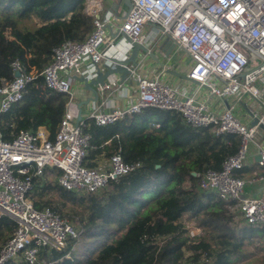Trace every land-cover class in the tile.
<instances>
[{
  "label": "built area",
  "instance_id": "2783aa9c",
  "mask_svg": "<svg viewBox=\"0 0 264 264\" xmlns=\"http://www.w3.org/2000/svg\"><path fill=\"white\" fill-rule=\"evenodd\" d=\"M103 1L82 0V13L93 25L83 42L65 41L53 49L40 74L15 61L11 64L13 79L0 82V116L21 102L37 76L42 77L46 90L67 97L53 137L41 139L38 129L21 131L12 141L3 140L0 134V217L16 224L0 247V264H40L42 253L60 252L77 237L73 223L50 207L36 210L29 194L37 184L52 181L76 196L93 195L110 180L138 169L139 163L126 164L119 153L99 166L87 167L85 159L92 143L89 128L91 124L99 128L113 125L148 108L175 112L192 129L210 127L217 136L239 139L236 152L224 159L219 171L209 169L196 175L198 186L231 203L245 226L264 225V199L243 197L245 183L235 176L243 168L251 144L258 150L257 165L264 169V142L258 137V125L264 127V87H257L258 83L264 85V0H129L130 9L118 25L101 18ZM121 33L143 46L147 33L171 42L191 63L188 86L176 88L165 83L161 73L137 74L131 68L136 91L131 106L104 111L103 104H95L83 114L72 86L74 77H89L88 68L101 64L107 51H119L124 40ZM85 61L89 67H83ZM232 98L258 104L257 111L248 108L251 120H258L256 126L243 123L233 106L216 111L209 103ZM258 179L263 180L264 173ZM185 231L190 239L202 234L194 226ZM169 239L171 235L159 236L155 243L161 248ZM187 257L182 264H211L205 255L197 263Z\"/></svg>",
  "mask_w": 264,
  "mask_h": 264
},
{
  "label": "trees",
  "instance_id": "16d2710c",
  "mask_svg": "<svg viewBox=\"0 0 264 264\" xmlns=\"http://www.w3.org/2000/svg\"><path fill=\"white\" fill-rule=\"evenodd\" d=\"M92 28L82 0H0V82L13 79L15 61L40 74L53 49L65 41L83 42ZM66 103L65 95L46 90L37 76L21 102L0 116L3 140L44 126L53 137ZM89 132L87 167L115 153L140 167L88 196H76L52 181L34 186L29 194L34 208L50 207L63 217L67 208L66 216L78 230L64 250L42 253L40 264H182L185 254L195 263L205 255L211 264H250L255 254L250 249L264 252V225L245 226L231 203L200 190L193 175L219 171L236 152L237 137L217 136L210 127L192 129L179 114L155 108L106 127L91 124ZM54 193L57 201L51 199ZM187 224L201 229L200 237L190 239L183 232ZM15 227L14 221L0 217L1 246ZM167 235L171 239L158 248L157 237Z\"/></svg>",
  "mask_w": 264,
  "mask_h": 264
},
{
  "label": "crops",
  "instance_id": "0c3cea01",
  "mask_svg": "<svg viewBox=\"0 0 264 264\" xmlns=\"http://www.w3.org/2000/svg\"><path fill=\"white\" fill-rule=\"evenodd\" d=\"M105 1V0H104ZM103 1V3H104ZM127 11L124 0H111V4L107 7H103L101 12V18L109 20L113 25L119 24L121 18L124 17ZM146 43L144 47L149 51L150 54H153L154 57L145 56L139 54L138 64L132 70L137 74L148 75L150 73H161L162 79L165 83H168L176 88H181V86H188V81L184 79L187 77V73L190 69L191 63L189 59L184 55L182 51L177 50L176 48L168 45L166 40L160 38L159 35L155 33L146 34ZM119 51H107L105 53L106 59L99 65H110V59L125 60L129 51V46L125 40L120 41L118 45ZM167 51V55L162 50ZM89 62L85 61L83 67H89ZM89 75V74H87ZM78 76V75H77ZM93 78V75L90 74L89 79ZM116 81L115 78H113ZM110 90H107L103 97H101L97 103H89L88 105L81 106L82 113L89 110L93 105L96 104V107L103 104V110L107 111L110 108H117L123 110L131 106L136 99L135 84L130 76L122 85L116 84ZM73 88L77 91L79 95L80 103L92 98V95L83 90V86L73 80ZM257 87L261 89L264 85L260 83L257 84ZM263 89V88H262ZM210 105L216 111H222L225 108L234 107L233 111L235 115L248 126L251 125V118L248 115L249 101L247 99H242L240 102L237 99L232 98L226 101H218L211 99L209 101ZM241 104V105H240ZM243 105V106H242ZM247 108H245V107ZM45 127V126H44ZM44 127H39V131L45 136L48 135V131ZM258 137L261 142H264V131L259 129ZM264 147V144H263ZM258 161V150L254 145H250L248 157L245 161L243 168L235 173V176L240 178L244 183L243 197L245 198H262L264 199V179L260 180L258 177H261L264 173V169L260 168L257 165ZM96 165L99 166L98 159L95 161ZM96 167V166H95Z\"/></svg>",
  "mask_w": 264,
  "mask_h": 264
},
{
  "label": "water",
  "instance_id": "95a60500",
  "mask_svg": "<svg viewBox=\"0 0 264 264\" xmlns=\"http://www.w3.org/2000/svg\"><path fill=\"white\" fill-rule=\"evenodd\" d=\"M127 10L130 9L129 0H124ZM121 36L124 38L125 42L129 46V51L127 54V58L125 60H117L110 59V65H95L93 68H88V74H92L93 78L89 79L86 75H82L80 77H74L77 82H79L83 86V90L90 93L92 98L80 103L79 109L83 105H88L89 103H96L98 100L104 96L107 90H110L116 84L122 85L131 74V68H134L138 64L139 54H143L145 56L154 57L153 54H150L149 51L140 44L132 42L128 37L121 33ZM166 43L172 47L174 45L166 41ZM166 55L167 51L162 50ZM15 76H18L17 74ZM116 81H114V79ZM185 80L188 81V77H184ZM102 88V91H100ZM248 111V110H246ZM249 114V111H248ZM258 124V120L254 119L251 122V127H254ZM258 127L264 131V127L262 125H258ZM194 175V174H193Z\"/></svg>",
  "mask_w": 264,
  "mask_h": 264
},
{
  "label": "rangeland",
  "instance_id": "374dc122",
  "mask_svg": "<svg viewBox=\"0 0 264 264\" xmlns=\"http://www.w3.org/2000/svg\"><path fill=\"white\" fill-rule=\"evenodd\" d=\"M111 4V0H105L104 1V3H103V6H104V8H107L109 5ZM10 24L11 23H9V25H8V33L9 34H11V32L14 30L13 28H11L10 27ZM11 26H12V24H11ZM25 39L23 38V41H24ZM249 107L251 108V109H253L254 111H257V110H259V106H258V104L256 103V102H251V103H249ZM38 131H39V129H38ZM50 132H48V135H50L49 134ZM108 159V157H105V156H101V157H99L98 158V161H99V163L101 162V163H104L105 162V160H107ZM97 166V165H96ZM57 195L54 193V194H52V201H57V197H56ZM67 211H68V209L66 208V209H64L63 210V212H62V214L64 215V217L68 220V218H67ZM238 219H241L242 220V218H241V216H239V218ZM69 222H71V223H73L74 225H75V227L77 228V226H76V223L75 222H72V221H69ZM184 222V221H183ZM244 224V223H243ZM189 225H192V224H187V226L185 227V228H187V227H190ZM184 228V229H185ZM183 232H186V231H183ZM181 236H182V238L183 239H186V235L185 234H180ZM11 236V235H10ZM9 238V237H8ZM173 240V239H172ZM254 246H256L258 243H259V240H255L254 242ZM3 245V244H2ZM0 247H1V245H0ZM251 251H253V252H255V254H254V256L251 258V262H250V264H261V262H263L264 261V252H262V251H260V252H256L255 251V249L254 250H252V249H250ZM188 256V254H185V256ZM21 261H19L18 263H20Z\"/></svg>",
  "mask_w": 264,
  "mask_h": 264
},
{
  "label": "bare ground",
  "instance_id": "6f19581e",
  "mask_svg": "<svg viewBox=\"0 0 264 264\" xmlns=\"http://www.w3.org/2000/svg\"><path fill=\"white\" fill-rule=\"evenodd\" d=\"M39 134H40V138H41V139L45 137V135H44L43 133H41L40 131H39ZM196 175H197V174H194L195 177H196Z\"/></svg>",
  "mask_w": 264,
  "mask_h": 264
}]
</instances>
